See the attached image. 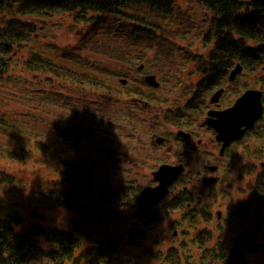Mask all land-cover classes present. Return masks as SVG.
<instances>
[{
  "label": "rangeland",
  "instance_id": "obj_1",
  "mask_svg": "<svg viewBox=\"0 0 264 264\" xmlns=\"http://www.w3.org/2000/svg\"><path fill=\"white\" fill-rule=\"evenodd\" d=\"M172 1L176 6L175 16L162 18L144 8L138 11V16L161 27L154 41L133 42L129 22L123 30L125 39L115 38L112 30L104 29L108 35L92 36L87 47L81 49L80 59L75 58L77 67L83 69V63L87 62L84 71L106 82L109 85H103L106 91L81 89L63 80H50L47 74L27 71L20 60L27 59L33 52L57 63L62 62L63 56L71 57L68 50L80 45L77 36L80 37V31L86 32L90 24L61 16L45 20L30 17L37 26V37L15 52L7 79L0 80V170L10 173L14 179L12 184L0 185V211L16 209L28 223L31 216L26 205L29 192H43L47 180L56 177L57 161H72L90 172L93 192L101 191L115 202L126 203L124 216H130L129 222L137 229L139 221L135 219V212L150 210L147 204L154 194L147 187L156 184L160 166L185 162V179L177 187L186 186L191 205L204 208L210 217L179 219L180 213L175 211L168 215L165 201L164 205L156 207L159 215L152 218L154 225L151 228L143 225L144 235L126 248L131 264H164L161 258L168 255V250H183L198 257L201 244L213 245L218 240L227 247L238 237L244 243L241 235L244 229L254 231V251L246 255L247 264H264V158L249 157L250 162L246 157V153L260 150L258 146L264 145V111L242 140L219 157L213 134L200 126L207 109L212 107L207 102L215 93L206 92L202 96L204 103L194 114L186 108L195 85L204 75L205 66L198 60L215 40L213 36L209 41L205 39L213 13L195 0ZM63 62L74 64L69 59ZM239 65L241 69L233 76V81H229L227 75L213 88L215 92L223 90L216 101L223 110L233 105L246 90L264 92V83H261L264 65L245 70ZM151 76L159 82L158 87L151 85ZM120 79L124 82L120 83ZM111 86H118L119 92L109 93L107 89ZM76 102L80 107L74 106ZM86 102L91 105L106 102L109 107L116 105L119 109L106 119L99 118L105 113L103 109L98 106L87 110ZM196 106L194 103L190 107ZM180 122L185 127H180ZM195 128L203 140L199 145L196 137L185 142L175 139L177 130L192 133ZM58 130H62V135ZM72 131L78 133H67ZM21 149L31 157L20 161L6 157V152L14 151L18 155ZM183 158L186 161H182ZM218 160L219 180L203 192L197 181L199 176L207 174L202 165ZM243 165L247 169L242 168ZM55 186L58 190L65 189L64 184ZM145 199L149 201L145 203ZM161 199L163 196L157 200ZM37 203L40 214L50 225L65 224L71 216L38 199ZM245 206L248 207L247 218L237 221L235 218ZM196 228L201 230L198 235Z\"/></svg>",
  "mask_w": 264,
  "mask_h": 264
},
{
  "label": "trees",
  "instance_id": "obj_2",
  "mask_svg": "<svg viewBox=\"0 0 264 264\" xmlns=\"http://www.w3.org/2000/svg\"><path fill=\"white\" fill-rule=\"evenodd\" d=\"M195 1L206 5L212 11L213 17L205 39L209 41V37L213 36L211 38H215V40H212L211 48L198 60L204 64L205 70H202L204 75L201 81L195 85V92L187 101L186 108L190 111L199 109V106L204 103L202 96L217 87L220 80L226 79L228 71L235 63L242 64L245 67L244 70L246 67L256 69L260 64L264 65V0ZM141 8L146 9L148 13L160 14L162 18L176 15L174 11L176 6L172 0H0V13H4L0 15V76L3 77L2 75L6 74L5 66L10 64L14 52L23 45L21 42L31 40L32 34L36 33L37 26L30 17L36 16L40 20H45L61 16L69 17L76 23L89 22L87 31H80V37L77 36L78 44H80L77 48L82 49L87 47L92 36L108 35L103 32L104 29L112 30L115 38L125 39L123 36L126 32L123 30L129 26V22L131 23V40L133 42L154 41V35L160 33L162 29L158 23L149 22L142 15L138 16V11ZM126 38L129 39V32ZM28 59L31 60L30 65L27 66L29 69L34 68L53 76L59 75L60 79L76 85L82 80V77H86L87 83L99 85L101 88L109 87V85L103 86L104 81L95 76L92 81L88 79V76L91 77V75L85 73L84 75L64 65L46 60L37 53H32ZM112 60L115 61V59ZM131 93L139 96V93ZM262 101L264 104V94ZM194 103H197L198 106L190 107ZM261 136L262 134L257 137ZM258 147L261 149L246 153V157L263 159L264 145ZM14 157L17 158L15 155ZM64 163L67 167H78L71 164L70 161H64ZM6 175H8L6 172L0 170V181L2 178H6ZM70 177L76 179V175L72 173H70ZM83 179L85 177H82L78 183L83 189L82 192H86L89 190V185H86ZM67 188L68 186L65 187V189ZM55 189L45 187L43 192L34 191L29 194L27 203H35L38 199L39 202L47 203L53 207H56L55 205L63 206L64 210L71 211L73 214L72 223L76 219L90 229L99 230L103 236L98 240L97 237L96 239L90 237L88 238L89 245L83 246L82 234L75 229L72 232L74 241L69 237L68 240L65 239V244L59 247L69 255L77 252L75 256L81 257L87 262L112 264L109 260L100 257L102 254L110 255V249L106 244L108 243L111 247H120L122 250L118 264H131L126 248L137 240L136 238L144 235L143 225L151 228L155 223L152 218L159 215L158 211H136L135 219L139 221L136 229L130 223L132 220L130 216H124L123 208L126 207V203L123 201L115 202V199L107 198L103 193L91 194L90 199L85 201L81 192L75 193L69 198L55 200L51 197L56 194ZM165 201L168 215L171 214V211L183 210L185 218L188 220L192 218L194 211L185 206L192 202L188 188L173 189L171 186L169 196ZM37 208L36 205L35 209ZM247 208L245 206V209L235 218L237 221L238 218H247ZM8 214L4 217V222L24 241L39 231L41 232L39 235L48 237L47 241L50 242L48 232L39 229L37 221L32 216L29 217L30 221L25 223L24 218L16 209ZM241 235L245 242L242 243V239L238 237L230 243L229 250H226L225 245L218 241L213 245L201 246V244V253L197 258L168 250V255L162 257L161 261L164 264H247L246 255L254 251L252 242L254 231L245 229ZM21 244L23 243L20 242V238L8 241L0 230V264H25L27 255ZM43 256L52 259L49 253ZM29 259L31 258H27V260ZM51 263L57 264V261L54 260Z\"/></svg>",
  "mask_w": 264,
  "mask_h": 264
},
{
  "label": "bare ground",
  "instance_id": "obj_3",
  "mask_svg": "<svg viewBox=\"0 0 264 264\" xmlns=\"http://www.w3.org/2000/svg\"><path fill=\"white\" fill-rule=\"evenodd\" d=\"M35 37H37V35H36V33H33L32 36H31V40L22 41L21 44L26 45L30 41H32ZM20 48H18L16 51H19ZM15 52H14L12 58L15 56ZM68 52H69V54L72 57L63 56V59H69V60L73 61L74 64H72V65L64 63L63 59H62L61 63H57L55 61H51V60L43 57L40 53H37V52H33V53H37L38 55H40L44 59L49 60L51 62L64 65V66L69 67V68H71L73 70H76V71H78L80 73H83V74L85 73L87 75H90V73H87V72L84 71V69L87 67V62L83 63V69L77 67L75 58L76 59H80L79 57L82 54L81 49H79V48H71V49L68 50ZM12 58L10 59V64H7L5 66V69L7 70L6 73L11 68L10 65H11V62H12ZM28 58L20 60L21 63H22V66H24L27 71H30L31 73H34V74H38L37 72H39V73H41L43 75L47 74L49 76L48 78L50 80L62 81V79H60L59 75L53 76V75H51L49 73H45V72H42V71L35 70L34 68L29 69L27 66L30 65L31 60L28 59ZM6 75L7 74L2 75L3 77L0 76L1 77L0 80L7 79ZM93 78H94L93 76H91V77L88 76V79H90L92 81L94 80ZM85 79H86V77H82V80L80 82H78L77 85L74 84V83H70L69 81H64V80L63 81L66 82V83H70V85H74V86H76L78 88L89 90V91H91V90L92 91H97V90H99V91L105 90L106 91V89L104 87L101 88V87H99V85L92 84V83H87L85 81ZM110 90H112L114 93L115 92H119L117 86H111L109 89H107L108 92ZM74 106L75 107H80V104L76 102L74 104ZM98 106L101 109H103V111L105 112L104 113L105 115L104 114H100L98 117L99 118H105V119L108 116H110V115L116 114V110L119 109L116 105H114L112 107H109L106 104V102L102 103L101 105H91L88 102L85 103V108L87 110L95 109V107H98ZM3 120L6 121L5 119H3ZM79 125L82 128H84L86 131H90L88 128H85L84 126H82V124H79ZM58 132H59V134L62 135V130H58L57 133ZM67 133L73 135V134H76L78 132H73L72 131L71 133L70 132H67ZM97 140L98 139H96V141ZM121 141H123V140H121ZM38 147L43 152L42 145L38 144ZM8 152L9 153L6 152V157L11 159V160L20 161V160H23V159L24 160L25 159H29L31 157L29 153L24 152L22 149L18 151L19 152L18 155L14 151H8ZM43 153H45V152H43ZM206 154L207 153H204V155H206ZM14 155L17 158H15ZM51 157H53V156H51ZM53 159L57 160L55 157ZM70 162H72V161H70ZM43 163H45V161ZM64 164H65L64 160L57 161L58 168L55 170L56 177L55 178L54 177L49 178V180H47V182L44 185L47 188H56L55 187L56 184H64L65 187L68 186L67 189H61V190H58V188H56L55 189L56 190V194L55 195H51V197L53 199L58 200V199L69 198L71 195H73L75 193H78V192H81L83 194L84 200L88 201L90 199V197L92 196L91 194H95V193H100L101 194L102 193L101 191L100 192H93L92 187H94V184L92 182V179L89 178V173L90 172L88 170L80 168L79 167L80 165L75 164L74 162H72L71 164H74V165L78 166L77 168L67 167ZM1 171H3V170H1ZM4 172H6V171H4ZM70 173L76 175V179L73 178V177H70ZM7 174L8 175L5 176L6 178H2V180L0 181V185L1 184H12V183H14V179L12 178L10 173H7ZM82 177H88L87 179H83V182L86 185L91 186V189L86 191V192H82L83 189L80 187V185L78 183V181ZM44 186L42 188H44ZM33 192L34 191H30L29 194H31ZM35 192H37V190H35ZM38 204L39 203H37V202H35V203H26L27 209L29 210V212L32 213V214L30 213L31 216L34 218L35 221H37L38 228L39 229H43L45 232H48L49 238H50V242L47 241V240H49L48 237H43V236L39 235L41 233L39 231L33 233L32 235H30V237L25 239L26 241H24L20 235L14 233V230L10 229L6 225V223L4 222V217L6 215H9L8 214L9 211L8 212H1L0 211V230H1L2 234H5L7 240L10 241V242L12 240H16V239L20 238V242H22L23 244L25 243V245L21 244L24 252L27 255L26 259H25V264H52L51 262L54 261V260L57 261V264H97V263H93V262H87L81 257H76L75 255H77V252H74L73 254L69 255L68 252H63L65 250H61L59 247L61 245L63 246L65 244V239L68 240L69 237H70L73 240L72 232L75 229L78 230L82 234V242H83L82 244H83V246L89 245V239L88 238L91 237V239H96V237H97V240H98L99 237L103 236V234L99 230L90 229V228L86 227L85 225L81 224L79 222V220L74 219V222L72 223V219L74 217H73V214L71 213V211H68V210H65V211L69 212L71 214V216L66 219L65 224H62L60 226L50 225L44 219V217L40 214V212H38L40 210L38 208L35 209L36 205H38ZM55 206H56L55 208H59V209H63L64 208L63 206H60V205H55ZM38 207H40V206H38ZM22 217L25 218V216H22ZM106 244H107L108 248L110 249V255H103L102 254V255H100V257H103L104 259L109 260V262H111L112 264H118V261H119L118 258H119L120 254H121V251H122L121 248L120 247H111L108 243H106ZM78 249L81 250L80 248H78ZM48 253L51 255L52 259H47L45 256H43V255H47ZM27 258H31V259L27 260ZM1 264H3V263H1Z\"/></svg>",
  "mask_w": 264,
  "mask_h": 264
},
{
  "label": "water",
  "instance_id": "obj_4",
  "mask_svg": "<svg viewBox=\"0 0 264 264\" xmlns=\"http://www.w3.org/2000/svg\"><path fill=\"white\" fill-rule=\"evenodd\" d=\"M240 66L237 64L235 69L230 72L229 79L240 71ZM157 84L152 79V84ZM221 90L216 92L211 102H215ZM261 91L246 90L234 104L224 110H209L207 111L206 124L215 132V139L223 142V146H228L233 141L240 140L244 137L247 130H250L255 121L261 117L263 107L261 103ZM186 135V134H185ZM182 132H178L177 136L185 137ZM183 171L182 166H163L160 168L156 178L159 184L155 188H150L151 194H154L153 199H145L148 205L152 201H156L167 193L168 186L174 179Z\"/></svg>",
  "mask_w": 264,
  "mask_h": 264
}]
</instances>
